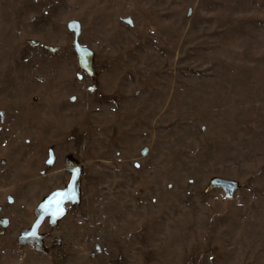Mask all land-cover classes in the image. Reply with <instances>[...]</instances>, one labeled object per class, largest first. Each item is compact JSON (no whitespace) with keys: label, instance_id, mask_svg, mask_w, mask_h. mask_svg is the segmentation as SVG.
<instances>
[{"label":"rangeland","instance_id":"374dc122","mask_svg":"<svg viewBox=\"0 0 264 264\" xmlns=\"http://www.w3.org/2000/svg\"><path fill=\"white\" fill-rule=\"evenodd\" d=\"M0 264H264V0H0Z\"/></svg>","mask_w":264,"mask_h":264}]
</instances>
